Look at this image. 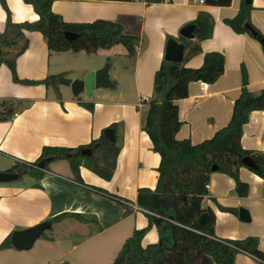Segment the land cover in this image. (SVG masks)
Listing matches in <instances>:
<instances>
[{"label":"crops","instance_id":"obj_1","mask_svg":"<svg viewBox=\"0 0 264 264\" xmlns=\"http://www.w3.org/2000/svg\"><path fill=\"white\" fill-rule=\"evenodd\" d=\"M240 2L231 0L230 5L214 6L203 0L155 3L144 0L52 1V10L65 21L89 22L103 18L117 21L124 26L126 33L137 35L139 42L132 65L124 64L125 54L119 49L114 53L117 60L113 79L110 55H106L100 64L87 66L79 73L68 72L64 61L72 58V53L81 51H50L40 32L25 31L27 47L15 58L18 78L42 79L49 74L67 71L72 81L108 63L112 88L126 93V85L122 82L128 78L136 100L101 97L97 93L99 88L93 89L89 96L84 92L74 95L70 83L60 85L58 94L42 83L14 82L9 67L5 63L0 65V105L3 103L2 107L14 109L9 119L0 121V155L11 161L4 170H10L16 160L34 161L44 145L77 147L87 144L112 122L118 123L115 140L119 146L115 169L108 180L81 165L79 172L83 183L77 182L68 162L57 159L48 164L39 179L23 174L17 178H21V183H17V179L0 182V243L15 229L48 220L50 227L46 230L50 231L64 219H75L79 237L78 241L70 242L69 249L51 255L46 254L45 249L51 248L52 243H62L49 231L44 234V230L39 237L43 236L40 245L45 249L26 251L29 249L17 250L13 246L0 249V264H72L63 259L85 243L92 244L83 249L90 254L91 262L112 264L126 238L148 222L136 198L139 188L154 189L160 156L152 149L149 136L141 128V116L146 107L142 99L152 95L153 76L164 60L169 37L184 45L181 62L188 67H199L205 52L219 51L224 55V71L216 81H191L188 96L177 100L182 123L176 138L198 143L228 123L233 102L242 86V67L247 74L249 91L258 93L264 88L262 45L248 33L235 32L224 21L236 14ZM6 4L13 22L38 19V14L24 0H6ZM251 5L250 21L264 36V0H251ZM200 11L212 16V33L203 40H198L195 34L192 38L185 37L200 46V52L187 55L188 48L179 39V31L193 22ZM5 23L6 11L0 4V33L4 31ZM81 102H92L93 109H87ZM240 142L245 149L264 153V109L250 113ZM239 177L248 183L246 196L236 194L233 178L212 172L202 204L213 211L216 237L241 239L255 236L264 252V178L246 167H240ZM219 206L232 207L236 211L222 210ZM240 207L248 211L249 220L239 218ZM158 239V232L152 226L144 234L141 244L145 246ZM234 264L264 263L248 253H238Z\"/></svg>","mask_w":264,"mask_h":264},{"label":"trees","instance_id":"obj_2","mask_svg":"<svg viewBox=\"0 0 264 264\" xmlns=\"http://www.w3.org/2000/svg\"><path fill=\"white\" fill-rule=\"evenodd\" d=\"M52 1L24 0L38 14V19L13 22L6 0H0L6 11L5 29L0 33V65L5 63L9 67L14 82L30 85L42 83L59 94V86L68 85L71 81L65 71L49 74L42 79L18 78L15 58L27 47L25 31L40 32L50 51L94 53L99 49L121 44L128 56L134 58L139 37L126 33L121 23L103 18L89 22H68L52 10ZM144 1L155 3L165 0ZM203 2L208 5L227 6L231 0ZM251 7V2L241 0L236 14L224 21L235 32L251 35L246 27L250 25L257 32L253 37L264 39L250 21ZM191 23H196L194 34L198 40L211 36L213 18L210 13L200 11ZM66 31L76 33L77 36L67 39L64 35ZM179 39L186 43L187 55L200 52L197 42L189 41L182 35ZM12 47L15 52L11 51ZM223 71L224 55L219 51L205 52L199 67H188L182 62L164 59L155 71L152 95L148 99H142L146 107L141 116V128L149 136L152 149L160 156L158 177L154 189L141 187L136 198L137 205L143 210L148 222L145 227L135 229L126 238L112 264H234L238 253H248L264 263V252L258 246L257 237H216L213 211L202 204V197L207 193L206 184L214 171L233 178L238 196H246L249 190L248 183L239 177L240 167H246L264 178V153L245 149L240 142L243 126L248 122L250 113L264 109V88L258 93L249 91L246 87L247 74L242 67V86L233 102L228 123L217 129L210 138L198 143L176 138L182 123L177 100L188 96L189 82L213 83ZM81 104L89 110L93 109L92 102ZM1 105L4 106L3 103ZM1 105L0 121L7 120L14 113V109ZM117 125V122H112L107 126L114 130L115 136ZM104 129L97 138L77 147L44 145L34 161L16 160L10 170L18 171L19 177L30 174L39 179L45 174L51 161L64 159L77 182L83 183L79 172L81 165L108 180L115 169L119 146L116 140L110 139L104 133ZM83 148H90L92 154H81ZM246 156L254 161V168L243 163ZM41 160L45 161L42 168L39 167ZM94 189L103 192L101 189ZM219 207L222 210L236 211L232 207ZM203 212L208 213L206 223L198 220ZM152 226H155L159 239L143 246L141 240ZM9 247L10 234L0 243V249Z\"/></svg>","mask_w":264,"mask_h":264},{"label":"water","instance_id":"obj_3","mask_svg":"<svg viewBox=\"0 0 264 264\" xmlns=\"http://www.w3.org/2000/svg\"><path fill=\"white\" fill-rule=\"evenodd\" d=\"M246 3H250L251 0H245ZM195 23L187 24L182 27L179 31L180 35L192 38L194 36ZM247 29L250 31L252 36H256L257 32L250 25H246ZM67 39H72L77 36L76 33L66 31L64 33ZM259 43L262 45L264 49V39H258ZM184 54V45L178 42L174 38H169L166 42L165 46V54L164 59L170 62H181ZM109 65L105 63L101 67L90 70L84 74L82 78H74L70 82L71 92L74 95H78L80 92H84L86 96H89L93 89L102 88V87H110L112 86V82L109 77ZM104 133L112 140H115V133L112 128L106 127L104 129ZM81 154L90 155L92 154V150L90 148H83L81 150ZM44 160L39 162V167L42 168L44 166ZM243 163L251 168H254L256 165L254 161L246 156L243 158ZM214 168V167H213ZM19 177L18 171L11 170H0V182H9L17 179ZM239 218L241 220H249L248 211L242 207L238 210ZM208 219V213L203 212L199 216L198 220L201 223H206ZM50 227L49 221H42L35 225L26 227L24 229H15L11 231L10 234V243L17 250H25L29 249L32 244L36 241V239L43 233L44 230Z\"/></svg>","mask_w":264,"mask_h":264},{"label":"rangeland","instance_id":"obj_4","mask_svg":"<svg viewBox=\"0 0 264 264\" xmlns=\"http://www.w3.org/2000/svg\"><path fill=\"white\" fill-rule=\"evenodd\" d=\"M13 49L14 48L12 47L11 51H13ZM119 49H120L119 52H123L125 54V58L123 60L124 64L128 67L131 66L133 59L126 54V52H125L126 49L121 44H116V46L114 45V47L112 46V48H110V49H107V48L101 49L99 53L98 52L97 53H93V52L92 53H86L84 51H81L79 53L73 54L71 52L72 53L71 55H73V56H72V58H70L66 62L64 61V67L67 70H69L68 72L72 71V72L79 73L83 68H85L87 66L100 64L103 60H105V58H107L106 55H110L109 61L112 64L111 76L113 79L115 71H116L115 70V64H116V60H117V56L115 54ZM65 72L67 73V71H65ZM67 77H69V73L67 74ZM128 82H129L128 78L123 79L122 85H126L125 89L127 91L124 94L120 90H114V88H112V86L99 88L97 90V93H99L100 94L99 96H101V97L113 98V97L118 96V97H122V98H127L129 100H136V95L133 92V88L131 87V85ZM121 93H122V95H121ZM95 95H97V94H95ZM10 162L11 161L7 160L6 156L0 155V170H4V166L5 167L9 166ZM16 182L21 183L22 182L21 178L17 179ZM75 224H76L75 219H73L72 221L68 220V219H64L60 223H57V225H55L54 229H52L50 231L49 230L44 231V234L49 231V233L53 234L55 236V238L58 237V239L61 241L62 244L55 245L54 243H52L51 248L45 249L44 246L40 245L41 239H42L41 237H43V236H41L37 239V242L33 243L32 247L26 251H35V250L45 249L46 254L52 255L54 253L58 254L62 250L69 249L70 248L69 246H71L70 242H76L79 240V237L77 236L78 234H77V231L75 228ZM91 245H92L91 243L83 244L82 247H80L77 250L68 254L63 260H65L66 262L67 261L72 262V264H96L93 261L91 262L92 258L90 256V254L87 251H83L84 248H90ZM100 264H106V261H102Z\"/></svg>","mask_w":264,"mask_h":264},{"label":"built area","instance_id":"obj_5","mask_svg":"<svg viewBox=\"0 0 264 264\" xmlns=\"http://www.w3.org/2000/svg\"><path fill=\"white\" fill-rule=\"evenodd\" d=\"M206 188H208V184H206Z\"/></svg>","mask_w":264,"mask_h":264},{"label":"flooded vegetation","instance_id":"obj_6","mask_svg":"<svg viewBox=\"0 0 264 264\" xmlns=\"http://www.w3.org/2000/svg\"><path fill=\"white\" fill-rule=\"evenodd\" d=\"M12 171H15V170H12Z\"/></svg>","mask_w":264,"mask_h":264}]
</instances>
